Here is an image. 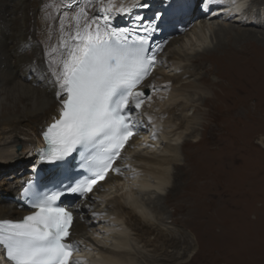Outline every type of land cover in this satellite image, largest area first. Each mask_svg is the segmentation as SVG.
<instances>
[{
	"label": "bare ground",
	"instance_id": "6f19581e",
	"mask_svg": "<svg viewBox=\"0 0 264 264\" xmlns=\"http://www.w3.org/2000/svg\"><path fill=\"white\" fill-rule=\"evenodd\" d=\"M113 2L127 5L134 0ZM147 2L153 8L160 4V0ZM197 2L186 0L179 30L166 25L151 44L158 48L157 60L139 86L145 94L149 89L150 98L136 113L142 126L113 167L121 172L111 170L97 184L92 199L73 209L69 239L78 245L76 251L84 252L85 262L97 250L95 264H140L141 254L148 264H215L224 254L212 247L210 238L245 229L249 208L243 174L246 162L234 166L229 126L261 120L258 111L247 109L250 94L264 92V0H202L203 10L197 8ZM105 3L107 0H0V175L6 174L0 181V219H21L32 211L21 191L34 177L33 165L39 160L35 149L43 147L41 134L58 115L49 73L62 71L77 20L83 24ZM137 11H148L146 20L154 13ZM117 23L130 25L132 20L121 17ZM245 25L251 27L241 28ZM165 29L171 32L161 38ZM213 35L217 40L209 43ZM199 58L208 62L207 72L216 78L199 75ZM193 76L197 78L191 79ZM168 90L172 99L163 103ZM192 93L197 99L189 98ZM152 102L157 105L151 109ZM159 105L160 113L155 112ZM201 105L206 108L204 117L196 114ZM192 106L194 112L189 115ZM200 118L221 126L222 132L215 137L220 141L213 143L212 150L200 148L204 156L197 159ZM150 128L154 132L151 138ZM157 132L163 137L162 154L153 151ZM187 134L196 139L182 141ZM234 177L237 192L232 190ZM151 186L158 189V205L164 203L160 208L154 206L157 221L146 210L139 212L143 206L128 193V187L145 190ZM164 186L165 192L160 190ZM85 203L90 208L85 209ZM166 218L171 225L164 223ZM106 221L116 225L110 230L117 234L111 246L101 244ZM239 225L241 230H237ZM130 239L135 250L129 249ZM2 254L0 249V264H9Z\"/></svg>",
	"mask_w": 264,
	"mask_h": 264
},
{
	"label": "snow or ice",
	"instance_id": "6c2138e0",
	"mask_svg": "<svg viewBox=\"0 0 264 264\" xmlns=\"http://www.w3.org/2000/svg\"><path fill=\"white\" fill-rule=\"evenodd\" d=\"M160 4L146 20L137 9L150 8L147 0L127 5L107 0L86 22L77 20L62 71L49 73L58 115L42 132L46 147L38 158L39 164L51 166L50 175L42 187L27 182L30 214L0 220V249L9 264H70L78 250L69 239L73 209L92 199L94 187L110 170L121 172L113 163L142 126L136 113L150 98L139 86L157 60L158 48L151 44L166 25L178 31L186 12V0ZM121 17L132 23L118 24ZM37 169L34 164V173ZM66 197L73 200L65 204Z\"/></svg>",
	"mask_w": 264,
	"mask_h": 264
},
{
	"label": "rangeland",
	"instance_id": "374dc122",
	"mask_svg": "<svg viewBox=\"0 0 264 264\" xmlns=\"http://www.w3.org/2000/svg\"><path fill=\"white\" fill-rule=\"evenodd\" d=\"M197 3H196L197 8L201 10L203 8L202 7V0H198ZM160 7H161V4H158L155 6V8L151 7V8L145 9V10L150 9L151 12L153 13V11L155 12ZM146 12H148V11L142 12V15L145 18H146V16H145ZM152 16H153V14H152ZM152 16H150V17L152 18ZM194 17H196V16H194ZM180 26H182V25H180ZM250 27H251L250 25H245L244 27H241V28H250ZM164 31H166L167 33H165ZM164 31H163L162 37L167 38V36L169 35V33L171 31H169L168 29H165ZM217 34L221 35L220 33H217ZM208 40H209L208 41L209 43L215 42L217 40V37L213 35V37H210ZM163 55L167 57L168 54L163 51ZM197 61H198L197 62L198 65H199L198 71H199L200 76L207 77V78L211 77V79L216 78V75H214L213 72H207V68H209L208 62H206L204 59H201V58H199V60H197ZM164 62H165V60H164ZM195 78H197V76H193L191 79H195ZM197 80H198L197 82H201L200 78H198ZM260 91H262V90H260ZM165 95H166V97L165 98L163 97L162 102L163 103H169L172 99V95H171L170 91L168 90V92ZM197 96H198L197 94L192 93L189 96V98L197 99ZM248 99H249L248 100L249 106H248L247 111H249L250 113H255L258 111L260 116H261L260 122H257V123L253 122V123H250L249 125L232 124L229 126L232 149L234 148L235 151L238 150L237 152H235L234 150L232 151L233 152L232 155H235V158L233 159V163H235L234 166H238V164H239V166L242 165V161H244V163L246 162V167H245V171L243 174L245 177L244 180L247 182V188H248L247 200H248L249 208H248V211L247 210L245 211L246 212L245 217H244L245 218L244 220L246 223L245 229H244L245 231L241 230L242 227H241V225H239L237 227V230H241V231H239V233L238 232L231 233V234L229 233V234H227V236L221 235V236H216V237L210 238L212 247L217 248L218 252H220V253L222 252L224 254V257L221 260L216 261L215 264H240V263L241 264H255V263L256 264H264V241H263L264 240V92H260V93L257 92V94L256 93L250 94ZM157 103H158V101H157ZM157 103L152 102L150 105V108L152 109L153 106L157 105ZM196 103H197V100H196ZM168 105L169 104H167V106ZM199 105H200V103H199ZM161 106L162 105H159L158 108L155 109V112L160 113L162 111ZM257 106L259 107V110H257ZM196 108H197V106H196ZM205 110H206L205 106L201 105V109L198 110L196 112V114H199V116L204 117L203 114H204ZM193 112H194V107L192 106L191 108H189L187 113L189 115H192ZM219 128L217 127V125L212 124V122H206L205 118L199 119L198 124L196 125V129H197V137L196 138L197 139L200 138V140L197 141V145H199L197 147V159L199 158V156L200 157L204 156V155H200L201 154V153H199V150L201 151L200 148H202V149L207 148L209 150H212L214 148L213 143L220 141L219 139L218 140L216 139L219 135H221V132H222V131H220ZM223 128H224V126H222V130H223ZM152 130L153 129H151V133L148 132V134L150 135L149 138H151V136L153 135L152 133H154V132H152ZM155 137H157V142H156L155 146L153 147V151H155L157 154H162L163 144L161 142L163 140V137L161 136L160 132H157L155 134ZM196 138L190 137V135L187 134L182 138V141H184V140L192 141L193 139H196ZM215 140H217V141H215ZM187 148L189 149V146H187L186 149L184 147V150L187 151ZM37 149H35L36 154L39 153L38 150L40 148L38 150ZM245 152H246V154H245ZM244 154L246 155V156H244V157H246V159L243 157ZM180 159H182V161L184 160L183 152L180 155ZM234 160H236V161H234ZM237 160H239V161H237ZM37 164H39V160H38ZM9 174H11V173H9ZM4 175H6V174L0 175V181L3 180ZM148 178L152 179L151 177H148ZM7 180H10V178ZM152 183L155 185V183L151 180V184ZM237 184H238V179L234 177L232 190L235 192H237V190H238ZM133 187L136 188L135 186H133ZM133 187H128V193L134 199H137L139 204L141 206H143V208L139 207L140 209L138 208V211L141 212L142 209L146 210L149 214V218H151L154 221H157L158 218H157L155 212L153 211V209H154V206L158 205V203H159L158 191H156L158 189L154 190L155 187L151 186L149 188H146L145 190H142V189L137 190V189H134ZM140 188H141V186H140ZM160 190L165 192L166 186H164V188H162ZM163 205H164V203H160L158 205V208H160ZM171 209H172L171 207L167 208V210L169 212L171 211ZM164 217H166V215H164ZM103 223H105V222H103ZM107 223H108V225H106L104 228L105 232H107V233L103 234V238H102L103 242H101V244H107L108 243L109 244L108 246H111V244H115L114 236H117V234H115V232L114 233L111 232L110 230L111 229L113 230L112 227H116V225L115 226L112 225L110 221H106V224ZM164 223L167 225H171V220L169 218L168 219L166 218ZM97 225H100V224H97ZM114 231H116V230H114ZM116 232L120 233V231H116ZM108 233L111 234L110 237L108 236L109 235ZM123 234H126V233L124 232ZM253 240H254V242H253ZM130 241H131L132 245L129 247V249L135 250L137 248V247L134 248L135 242L132 239H130ZM251 241L253 242V244ZM256 244H257V246H256ZM257 248H259V249H257ZM206 250H208V249H206ZM92 252H93L92 255H90L89 259L86 262L84 260H82L84 262H79V263L80 264H95V262L92 260H93V257L96 256L97 250H93ZM83 253H82V255H83ZM138 256H139L140 264H148L147 261L145 260V258L142 256V254L138 255ZM258 257H260V258H258ZM96 264H100V263L96 262Z\"/></svg>",
	"mask_w": 264,
	"mask_h": 264
}]
</instances>
